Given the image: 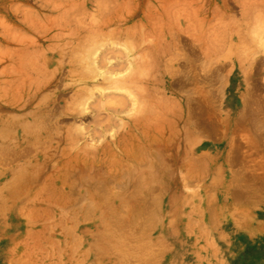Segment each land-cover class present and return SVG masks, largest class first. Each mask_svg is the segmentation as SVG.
I'll return each instance as SVG.
<instances>
[{"label": "rangeland", "instance_id": "rangeland-1", "mask_svg": "<svg viewBox=\"0 0 264 264\" xmlns=\"http://www.w3.org/2000/svg\"><path fill=\"white\" fill-rule=\"evenodd\" d=\"M230 91L264 119V0H0V264H264V151L215 186L185 124Z\"/></svg>", "mask_w": 264, "mask_h": 264}, {"label": "crops", "instance_id": "crops-1", "mask_svg": "<svg viewBox=\"0 0 264 264\" xmlns=\"http://www.w3.org/2000/svg\"><path fill=\"white\" fill-rule=\"evenodd\" d=\"M239 97V93L230 91L229 105L225 110V115L215 119L202 117L198 122H195L194 118L185 117L187 132L191 134L194 132L195 123L201 122L203 127L197 131V134L207 143L203 144V147L205 150H209L210 157L209 162H203L201 171L206 173L208 170L212 175L208 181H212L215 186L224 189L231 188L234 177L231 175L236 172L231 158L236 155V142L243 134H250L256 150L264 151V119H251L250 122H247L246 119L239 116L238 112L242 113L238 108Z\"/></svg>", "mask_w": 264, "mask_h": 264}, {"label": "bare ground", "instance_id": "bare-ground-1", "mask_svg": "<svg viewBox=\"0 0 264 264\" xmlns=\"http://www.w3.org/2000/svg\"><path fill=\"white\" fill-rule=\"evenodd\" d=\"M90 16H91V15H90ZM253 19H254V18H253ZM93 22H94V21H93ZM256 31H257V30H256ZM257 33H258V32H257ZM255 35H256V33H255ZM258 37H259V36H258ZM90 42H91V41H90ZM258 42H259V41H258ZM105 46H106V45H105ZM87 50H88V48L86 49V51H87ZM97 50H99V49H97ZM144 52H145V51H144ZM139 54H140V53H139ZM143 55H144V54H143ZM137 56H138V55H137ZM253 56H254V55H253ZM91 59H92V58H91ZM143 59H144V58H143ZM145 59H146V58H145ZM251 59H252V58H251ZM85 60H86V59H85ZM141 60H142V59H141ZM139 62H140V61H139ZM136 65H137V64H136ZM129 68H130V67H129ZM129 68H128V69H129ZM130 69H131V68H130ZM120 71H121V70H120ZM129 72H130V71H129ZM132 74H134V73H132ZM110 75H111V74H110ZM117 76H118V75H117ZM124 77H125V76H124ZM118 78H119V77H118ZM114 81H115V80H114ZM116 82H117V81H116ZM112 83H113V82H112ZM122 85H123V84H122ZM113 86H114V85H113ZM115 86H116V85H115ZM116 87H117V86H116ZM110 88H113V87H110ZM110 88H109V89H110ZM115 89H116V88H115ZM121 89H122V88H121ZM116 90H117V89H116ZM124 91H125V90H123V92H124ZM126 92H127V91H126ZM139 92H140V91H139ZM128 93H129V91H128ZM140 93H141V92H140ZM130 96H131V95H130ZM134 96H135V95H134ZM131 100H132V99H131ZM142 106H144V105H142ZM145 106H146V105H145ZM134 108H136V107H134ZM137 108L139 109V107H137ZM140 108H141V107H140ZM144 108H145V107H144ZM144 108H143V109H144ZM136 111H137V110H136ZM139 111H140V110H139ZM139 113H140V112H139ZM135 115H136V114H135ZM135 115H134V116H135ZM137 116H138V115H137ZM44 123H45V122H44ZM39 126H40V125H39ZM39 126H38V127H39ZM43 126H44V125H43Z\"/></svg>", "mask_w": 264, "mask_h": 264}]
</instances>
